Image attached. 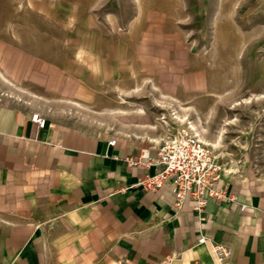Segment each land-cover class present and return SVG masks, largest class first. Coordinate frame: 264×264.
<instances>
[{
  "label": "rangeland",
  "instance_id": "374dc122",
  "mask_svg": "<svg viewBox=\"0 0 264 264\" xmlns=\"http://www.w3.org/2000/svg\"><path fill=\"white\" fill-rule=\"evenodd\" d=\"M183 51L201 91L178 82ZM155 82L183 101L160 103ZM0 98L96 135H147V110L177 112L222 176L264 180V0H0Z\"/></svg>",
  "mask_w": 264,
  "mask_h": 264
},
{
  "label": "crops",
  "instance_id": "0c3cea01",
  "mask_svg": "<svg viewBox=\"0 0 264 264\" xmlns=\"http://www.w3.org/2000/svg\"><path fill=\"white\" fill-rule=\"evenodd\" d=\"M152 48L166 55L167 39L147 36ZM181 53L176 66L188 71L178 80L182 90L201 91L202 69L193 67L191 53ZM154 85L163 92L160 103L183 101L170 87ZM35 113L45 116L0 98V264H162L168 255L172 264H214L211 242L227 246L233 264H264V180L222 176L233 201L210 202L201 213L191 201L177 209L169 187L137 186L155 166L130 168L124 161L146 150L156 155L166 129L153 112L147 110V135L117 136L46 116L40 128Z\"/></svg>",
  "mask_w": 264,
  "mask_h": 264
},
{
  "label": "built area",
  "instance_id": "2783aa9c",
  "mask_svg": "<svg viewBox=\"0 0 264 264\" xmlns=\"http://www.w3.org/2000/svg\"><path fill=\"white\" fill-rule=\"evenodd\" d=\"M177 112L168 120L161 117L166 133L156 144V155L150 150L142 152L138 158H125L130 168L141 166L149 170L156 167L154 174H145L137 183L148 192H157L169 187L177 209H181L185 202L191 201L197 212H203L210 202L233 201L228 194L227 187L221 184L222 166L213 146L206 143L201 134L192 127L187 119H180ZM32 120L40 128H44L47 119L40 113L32 115ZM116 144L115 140L110 142ZM119 159V157H116ZM246 206H241V212ZM207 238H201L204 244ZM211 252L215 256L214 264H233L231 250L224 245L211 242ZM175 257L168 255L162 264H172Z\"/></svg>",
  "mask_w": 264,
  "mask_h": 264
}]
</instances>
